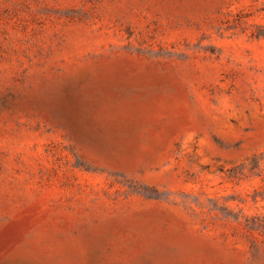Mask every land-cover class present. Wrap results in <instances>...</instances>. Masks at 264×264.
Masks as SVG:
<instances>
[{"label":"rangeland","instance_id":"obj_1","mask_svg":"<svg viewBox=\"0 0 264 264\" xmlns=\"http://www.w3.org/2000/svg\"><path fill=\"white\" fill-rule=\"evenodd\" d=\"M0 264H264V0H0Z\"/></svg>","mask_w":264,"mask_h":264}]
</instances>
